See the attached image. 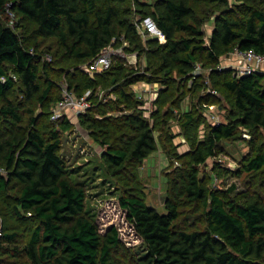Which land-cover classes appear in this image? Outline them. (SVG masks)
Here are the masks:
<instances>
[{
    "label": "trees",
    "instance_id": "16d2710c",
    "mask_svg": "<svg viewBox=\"0 0 264 264\" xmlns=\"http://www.w3.org/2000/svg\"><path fill=\"white\" fill-rule=\"evenodd\" d=\"M211 2L220 10L206 42L202 26L207 19L197 13V0H0V204L6 215L28 225L0 232V258H12L11 264H120L112 257L121 245L117 228L101 234L85 209L84 185L72 179L59 154V134L70 129V121L33 116L31 103L49 96L51 73L58 70L77 97L100 85L115 93L102 106L88 97L91 105L78 115L81 126L107 147L102 160L114 178L157 151L155 127L162 121V106L168 101L174 106L175 91L189 81L193 91L207 89L206 79L201 82L193 72L197 63H211L210 89L220 87L229 105L225 121L208 123L196 110L182 115L180 133L189 149L177 156L182 166L170 178L165 211L148 206L137 192L118 197L126 221L145 246L132 264H264V199H226L199 169L221 155L222 142L239 131H247L255 142L257 130L264 129V74L238 76L216 69L220 58L234 50L264 54V9L257 0ZM146 16L163 32V44L138 32L135 23ZM21 20L33 24L30 31ZM35 38L53 40L57 50L41 49ZM108 46L144 56L145 66L133 70L115 55L108 69L84 71ZM56 53L60 66L54 65ZM138 81L160 86L148 116L129 88ZM14 90L22 100L11 99ZM212 94L201 97V104H213ZM61 98L62 92L53 105ZM119 105L128 110L121 118L103 117ZM51 112H46L49 118ZM263 170L264 144L241 167L246 173ZM185 208L202 211L200 227L178 223Z\"/></svg>",
    "mask_w": 264,
    "mask_h": 264
},
{
    "label": "rangeland",
    "instance_id": "374dc122",
    "mask_svg": "<svg viewBox=\"0 0 264 264\" xmlns=\"http://www.w3.org/2000/svg\"><path fill=\"white\" fill-rule=\"evenodd\" d=\"M142 1L151 3L154 0ZM197 3L199 4L197 13L200 16L205 15L207 19L202 26L207 42L213 28L214 16L219 13L220 8L211 0H197ZM256 5L264 9V0H257ZM21 23L25 24L28 31L33 27V24L27 21L21 20ZM35 40L41 49H50L51 53L57 50L53 40L44 39L42 41L41 38H35ZM125 54L127 55L126 59L121 57L124 59L125 65H129L133 70H142L145 66L144 56L137 57L136 54L126 52ZM237 59L233 52L222 56L219 64L220 70H226L222 74H234L236 70L233 67L236 63L234 65L232 63ZM59 60L61 61V54L56 56L55 66L61 65L62 62ZM212 69L211 63L208 65L197 63L194 75H200L201 82L206 79L207 89L193 91L192 82L189 81L181 89L175 91L174 106L169 101L162 106V121L155 127V135L159 139L157 151L143 161L137 162L136 167L126 168L121 177L113 178L106 172L102 155L107 151V147L95 141L90 132L81 126L78 115L69 110L63 112V116H66L70 121L71 127L68 131L59 134L61 142L59 154L65 159L72 179L84 185L86 189L85 209L98 226L101 234H105L112 226L117 228L121 245L112 251V257L120 264H132L134 258L145 253V246L126 221L125 212L119 207L118 197L124 192H137L143 196L148 206L160 213L164 212L165 201L171 195L170 178L177 175L182 166V161L177 156L189 149V145L180 133L179 124L182 115L189 110H196L208 123L225 121V114L229 105L226 94L220 87H215L216 91L210 89L208 75ZM70 70L75 71L73 67H70ZM59 76L58 70L51 73L50 78L54 83L47 99L43 102L35 99L31 103V108L34 110L33 116L51 120L46 112L52 111L54 99L66 88L65 80H60ZM99 79L101 82L103 77ZM41 83L42 89H44L46 87L44 81L41 80ZM129 88L134 92L136 98L143 102V108L146 109L145 116H148L152 110L153 102L158 97L159 84L138 81L132 83ZM210 91L213 94L208 96L213 99V104L202 105L200 98L206 96L207 92L211 94ZM90 96L96 98L100 106L116 98L111 88L105 89L101 85L88 97L90 98ZM10 97L11 99L22 100L18 90L11 92ZM89 98L90 106L93 99L90 100ZM127 112L125 106L119 105L117 109L106 112L103 117L117 119ZM94 116L101 118L98 114H94ZM199 132L202 135L203 126L200 127ZM167 134L170 135L171 141L164 139ZM256 134L255 142H252L247 131H239L234 137L222 142L221 155L210 158L199 167L200 174L205 175L211 189L220 196L236 202H244L255 197L264 199V170L253 173L241 171L242 163L248 156L254 155L260 145L264 144V129H258ZM3 206L0 204V232H13L15 229H23L28 226L22 222L19 224L6 215ZM202 222V211L196 208L183 209L178 220L181 226L192 227H200ZM11 262L12 258L8 256L0 258V264H11Z\"/></svg>",
    "mask_w": 264,
    "mask_h": 264
},
{
    "label": "built area",
    "instance_id": "2783aa9c",
    "mask_svg": "<svg viewBox=\"0 0 264 264\" xmlns=\"http://www.w3.org/2000/svg\"><path fill=\"white\" fill-rule=\"evenodd\" d=\"M138 32L143 36H149L157 39L161 44L165 42V36L163 32L157 27L155 21L146 16L138 18L135 23ZM126 45V44H125ZM233 54L238 58L236 63L235 73L238 76L248 75L255 72L264 73V54L255 53L252 50L238 51L234 50ZM118 55L123 58H127V55L121 48H113L108 46L101 51V53L95 57L90 63L85 66V71L89 74L106 70L110 67L112 57ZM234 65V64H233ZM196 69V67H195ZM194 69V71H195ZM220 70V66H217ZM194 73V72H193ZM90 91H86L82 96L77 97L67 88L62 91V98L55 104L51 112V119L56 120L63 116V112L67 110L74 112L76 115L83 113L88 107V99Z\"/></svg>",
    "mask_w": 264,
    "mask_h": 264
},
{
    "label": "crops",
    "instance_id": "0c3cea01",
    "mask_svg": "<svg viewBox=\"0 0 264 264\" xmlns=\"http://www.w3.org/2000/svg\"><path fill=\"white\" fill-rule=\"evenodd\" d=\"M234 63H239V62H238V60H234L232 64H234Z\"/></svg>",
    "mask_w": 264,
    "mask_h": 264
}]
</instances>
